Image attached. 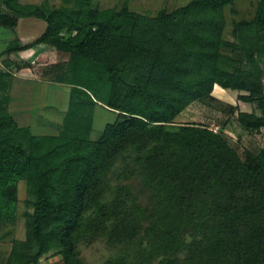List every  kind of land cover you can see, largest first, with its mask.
Wrapping results in <instances>:
<instances>
[{"label": "trees", "instance_id": "obj_1", "mask_svg": "<svg viewBox=\"0 0 264 264\" xmlns=\"http://www.w3.org/2000/svg\"><path fill=\"white\" fill-rule=\"evenodd\" d=\"M236 0H191L156 15L93 0H2L0 24L47 22L33 42L56 49L55 79L70 87L57 134L38 135L8 109L11 73L0 72V241L6 264H90L81 246L103 240L119 253L102 264H264V146L242 156L223 128L176 119L216 85L239 90L237 121L264 128V0L233 21ZM117 113L92 138L94 112ZM29 196L26 237L14 236L19 183Z\"/></svg>", "mask_w": 264, "mask_h": 264}, {"label": "rangeland", "instance_id": "obj_2", "mask_svg": "<svg viewBox=\"0 0 264 264\" xmlns=\"http://www.w3.org/2000/svg\"><path fill=\"white\" fill-rule=\"evenodd\" d=\"M126 1L129 2L132 10L156 15L163 8L171 12L176 8L186 5L191 0H93V3L101 9L122 8ZM257 1L236 0L233 7H227V26L224 32L226 39H235L233 35V21L243 18H253ZM53 3L60 5L62 4V0H53ZM37 22L45 24V21L41 19L37 20ZM40 24H30L27 21H22L19 32L30 31L38 33L41 29ZM14 42L12 41L11 44ZM55 75L49 76L47 79L54 80L57 77ZM54 82L56 81L54 80ZM62 84L65 86L46 83L40 80L33 83H21L19 79H14L13 84L10 86L11 95L16 99L12 111L15 114L16 112L19 113V115L24 109H27L25 111L28 112L22 114L23 117L17 118L21 125L30 126L33 133L38 135L59 133L70 103V89L65 83ZM213 94L218 98V101L215 102L209 99L198 100L179 115L176 121L179 123L198 121L208 124L216 130L223 128L231 144L239 150L242 156L245 149L258 153L264 146V128L260 132H251L244 129L237 121V110L234 112L230 110L231 105H238L241 109L250 111L255 109L256 105L240 101L238 98L240 94L239 90L223 88L220 85H216ZM1 95L2 93L0 92ZM116 119L117 113L115 111L98 105L94 112L92 138L97 139L100 137L107 123H112ZM28 196L27 183L25 180H22L19 183V219L14 227V236L22 239L26 237V218L24 217V212L27 209L33 210V207H28L25 202ZM7 228H13V226L3 227L0 229V233ZM10 250V242L0 241V264H6ZM81 250L90 264H102L109 257L119 253V249L110 248L103 240H98L91 245L83 244ZM52 254L53 252L46 254L40 264H63L62 260L54 258ZM153 264L158 263L155 262Z\"/></svg>", "mask_w": 264, "mask_h": 264}, {"label": "crops", "instance_id": "obj_3", "mask_svg": "<svg viewBox=\"0 0 264 264\" xmlns=\"http://www.w3.org/2000/svg\"><path fill=\"white\" fill-rule=\"evenodd\" d=\"M43 1L44 0H20V2L23 4H40ZM50 2L54 4L53 0H50ZM5 10L6 8L2 4V0H0V11ZM40 19L41 18L34 16L20 17L18 24L14 27L0 24V72L8 71L11 73V77L9 78L10 86L13 84L14 79H19L21 83H33L37 80H40L46 83L59 84L61 86H65L64 84H62V82L56 81L55 79L54 80L56 82H54V80L47 79L49 78V76L52 77V75L54 74L58 76L59 73L58 68H55L53 66V63L57 62L58 58L56 49H54L53 47L48 46L47 44H38L27 49L13 51L10 53L6 52L8 46L11 44L12 41L19 39L21 45H26L39 38L45 32L48 25L44 19L41 20H44L45 24H40V22H37V20ZM22 21H27L30 24H40L41 29L40 31H38V33L30 31L21 33L19 32V28ZM2 81L0 79V84ZM9 89L10 100L8 103V109L12 113L14 118L17 120V118H19L20 116L23 117L22 114H26L28 112L25 111L27 109H24L20 115L16 111V114L13 113L12 108H14V103H16V99L11 95V88ZM0 92L2 93L1 89ZM14 114L16 115V117ZM18 123L21 125L20 121H18Z\"/></svg>", "mask_w": 264, "mask_h": 264}]
</instances>
